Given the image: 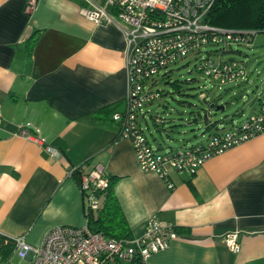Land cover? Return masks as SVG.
I'll use <instances>...</instances> for the list:
<instances>
[{
    "label": "crops",
    "instance_id": "0c3cea01",
    "mask_svg": "<svg viewBox=\"0 0 264 264\" xmlns=\"http://www.w3.org/2000/svg\"><path fill=\"white\" fill-rule=\"evenodd\" d=\"M82 5L0 0V234L22 235L34 246L51 226L86 225L79 180L100 164L116 178L114 193L133 236L152 215L177 234L145 264H264V132L194 173L171 170V188L142 170L112 119L125 108L124 34L117 23L87 19ZM251 103L250 112L257 108ZM223 117L224 124L233 120ZM25 123L45 141L17 133ZM232 231L237 252L224 241Z\"/></svg>",
    "mask_w": 264,
    "mask_h": 264
},
{
    "label": "built area",
    "instance_id": "2783aa9c",
    "mask_svg": "<svg viewBox=\"0 0 264 264\" xmlns=\"http://www.w3.org/2000/svg\"><path fill=\"white\" fill-rule=\"evenodd\" d=\"M214 0H84L80 13L96 24L117 23L126 40L127 92L123 111H114L112 119L120 126V137L130 141L136 160L144 171L163 178L167 186L171 170L194 173L208 158L264 132V97H256L257 108L240 121L231 120L204 140L177 148L160 150L145 135L147 115L156 124L163 123L152 115V107L162 93L156 87L160 78L169 80V66L191 56L197 58L196 70L218 86L246 81L247 72L241 60L225 57L233 46H252L255 29L214 26L205 21ZM253 100V101H254ZM144 121L145 126L142 124ZM25 123L17 133L44 142V138L27 130ZM38 130L36 129V132ZM55 154V148L48 146ZM108 184L100 164L81 174L86 217L95 211L101 197L98 191ZM177 236L172 226L152 215L144 232L132 238H114L83 226L55 225L48 228L39 244H28L24 236L13 238L8 251L7 240L0 242V264H123L134 256L145 262L153 252L165 249ZM228 248L239 250L238 232L224 235Z\"/></svg>",
    "mask_w": 264,
    "mask_h": 264
},
{
    "label": "rangeland",
    "instance_id": "374dc122",
    "mask_svg": "<svg viewBox=\"0 0 264 264\" xmlns=\"http://www.w3.org/2000/svg\"><path fill=\"white\" fill-rule=\"evenodd\" d=\"M225 57L245 64L246 81L218 86L196 70L197 58L191 56L169 66V80L160 78L157 82L162 95L151 112L166 121L156 124L147 116L148 127L144 128L152 145L164 150L204 140L208 133L206 118L217 120L229 115L233 121H240L251 111V102L258 96L264 97V33L255 36L252 46H233ZM211 102L223 108L209 107ZM241 109L244 114L238 112ZM142 124L146 125L143 120Z\"/></svg>",
    "mask_w": 264,
    "mask_h": 264
},
{
    "label": "trees",
    "instance_id": "16d2710c",
    "mask_svg": "<svg viewBox=\"0 0 264 264\" xmlns=\"http://www.w3.org/2000/svg\"><path fill=\"white\" fill-rule=\"evenodd\" d=\"M205 21L214 26L264 31V0H214L205 16ZM34 41V35L27 39L28 51H30ZM172 83L175 84L174 81ZM211 103H213L212 107L217 106L215 102ZM210 104L209 107H211ZM104 108H106L107 113L114 111L113 105ZM224 119L226 118L221 117L217 120H207L206 118L205 131L208 132L206 135L213 133L217 128L228 126L232 120L230 119L229 123L224 124ZM165 121L163 119V123ZM107 176V186L97 192L101 197L100 205L95 211H90L87 215V225L93 231H98L108 237L132 238L130 227L114 193L113 187L116 178L109 174ZM3 240L8 242L3 251H8L13 244V238L0 234V242ZM123 264H145V262L139 256H134L129 263Z\"/></svg>",
    "mask_w": 264,
    "mask_h": 264
},
{
    "label": "water",
    "instance_id": "95a60500",
    "mask_svg": "<svg viewBox=\"0 0 264 264\" xmlns=\"http://www.w3.org/2000/svg\"><path fill=\"white\" fill-rule=\"evenodd\" d=\"M210 106L212 107L213 106V103L210 104ZM216 108H223V106H216Z\"/></svg>",
    "mask_w": 264,
    "mask_h": 264
}]
</instances>
